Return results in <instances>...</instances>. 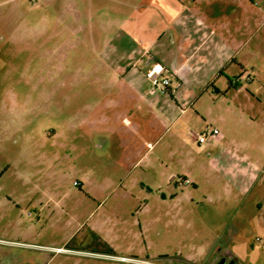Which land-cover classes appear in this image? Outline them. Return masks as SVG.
Instances as JSON below:
<instances>
[{"label": "rangeland", "instance_id": "374dc122", "mask_svg": "<svg viewBox=\"0 0 264 264\" xmlns=\"http://www.w3.org/2000/svg\"><path fill=\"white\" fill-rule=\"evenodd\" d=\"M150 3L0 0V264H264V43L242 94L141 118L116 58Z\"/></svg>", "mask_w": 264, "mask_h": 264}, {"label": "crops", "instance_id": "0c3cea01", "mask_svg": "<svg viewBox=\"0 0 264 264\" xmlns=\"http://www.w3.org/2000/svg\"><path fill=\"white\" fill-rule=\"evenodd\" d=\"M225 6L220 0H152L149 10L158 15L150 28L152 36H138L133 31L116 58L117 71L136 92L141 118L143 112L159 109V100L166 98L154 96L156 91L147 88L144 73L155 64H160L171 81L167 97L170 111L176 114L173 124L211 89L213 99L232 92L238 96L243 93L245 75L248 86L256 85L259 68L253 65L262 57L264 40L259 35L264 0H232ZM151 95L154 97L148 98ZM162 110L166 113V108ZM119 118L131 123L123 115ZM125 193L133 195L130 190Z\"/></svg>", "mask_w": 264, "mask_h": 264}, {"label": "built area", "instance_id": "2783aa9c", "mask_svg": "<svg viewBox=\"0 0 264 264\" xmlns=\"http://www.w3.org/2000/svg\"><path fill=\"white\" fill-rule=\"evenodd\" d=\"M148 77L151 79L152 91H159L162 93H168V89L171 85L170 78L163 75V69L160 64H155L148 72ZM219 131L217 129L206 130L203 134L197 135L196 140L200 144H204L207 141L217 138ZM132 264H168L164 260H149L139 259L136 257L129 258Z\"/></svg>", "mask_w": 264, "mask_h": 264}, {"label": "water", "instance_id": "95a60500", "mask_svg": "<svg viewBox=\"0 0 264 264\" xmlns=\"http://www.w3.org/2000/svg\"><path fill=\"white\" fill-rule=\"evenodd\" d=\"M225 262H226V258H223L221 263H225ZM231 264H234V261H232Z\"/></svg>", "mask_w": 264, "mask_h": 264}, {"label": "flooded vegetation", "instance_id": "af4514ba", "mask_svg": "<svg viewBox=\"0 0 264 264\" xmlns=\"http://www.w3.org/2000/svg\"><path fill=\"white\" fill-rule=\"evenodd\" d=\"M231 262H232V261L230 260L228 264H231ZM234 264H235V263H234Z\"/></svg>", "mask_w": 264, "mask_h": 264}]
</instances>
